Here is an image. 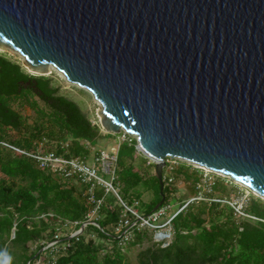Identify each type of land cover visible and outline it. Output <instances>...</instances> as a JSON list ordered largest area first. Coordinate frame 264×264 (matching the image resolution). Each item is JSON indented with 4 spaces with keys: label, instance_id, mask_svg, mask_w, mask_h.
I'll use <instances>...</instances> for the list:
<instances>
[{
    "label": "water",
    "instance_id": "water-1",
    "mask_svg": "<svg viewBox=\"0 0 264 264\" xmlns=\"http://www.w3.org/2000/svg\"><path fill=\"white\" fill-rule=\"evenodd\" d=\"M0 48L89 90L103 130L135 134L154 209L166 155L264 197V0H0Z\"/></svg>",
    "mask_w": 264,
    "mask_h": 264
},
{
    "label": "trees",
    "instance_id": "trees-1",
    "mask_svg": "<svg viewBox=\"0 0 264 264\" xmlns=\"http://www.w3.org/2000/svg\"><path fill=\"white\" fill-rule=\"evenodd\" d=\"M14 100L34 112L31 120L13 105ZM103 136L99 124L76 100L61 92L50 74L31 73L18 59L0 52V264H26L28 260V264H38L36 259L42 253L44 259L55 254L46 264H131L127 251L135 245L141 246L136 264H264V200L259 196H250L241 205L246 214L239 219L234 216L235 205L222 195L195 197L171 218L167 243L152 240L142 246L145 238H151L147 228L134 227L124 244L114 233L123 204L109 192L93 219L98 225L88 222L75 235L61 233L57 250L46 246L63 221L77 220V229L87 219L90 203L83 193L85 185L38 167L32 157L17 153L13 146L32 149L37 140L46 139L57 153L86 155L90 151L84 140L94 145ZM65 141L68 145L61 146ZM135 144L136 139L131 138L121 140L117 147L118 192L130 205L140 198L141 185L152 189L150 201L138 206L147 213L161 198L159 182L155 174L144 177L134 169L130 160ZM180 165L189 166L185 162ZM193 168L194 172L184 171L195 187L200 176ZM165 182L164 175L161 205L174 200ZM211 188L223 191L226 187L214 181ZM96 194L101 195L102 190L98 188ZM28 242L34 244L32 249Z\"/></svg>",
    "mask_w": 264,
    "mask_h": 264
},
{
    "label": "built area",
    "instance_id": "built-area-1",
    "mask_svg": "<svg viewBox=\"0 0 264 264\" xmlns=\"http://www.w3.org/2000/svg\"><path fill=\"white\" fill-rule=\"evenodd\" d=\"M131 138L136 139L135 134L128 133L126 130L122 129L121 140H130ZM84 143L89 148V151L92 150L86 155L78 154L65 156L63 153H57L53 147L50 146L46 139L37 140L35 146L32 149H24L17 146H13V148L17 153H24L32 157L38 167L47 168L64 178H69L85 185L83 193L86 196L87 202L90 203V208L87 212V219L82 223L91 222L98 225V223L93 219L98 216L99 207L104 201V194L113 192L121 200L124 207V212L119 216V219L113 226L114 233L120 237L121 243H126L127 240L132 237L134 227L136 229L151 227L155 230L154 240H162L163 244L167 243L171 236V218L189 200L185 201L184 204H182L175 212L168 216L165 221H161L160 219L166 215L167 211H169L171 207L170 203L163 204L147 213H143L138 209V207H136V209H132V207L135 206V202H137V200H134V202L129 205L121 199L118 193L116 173L118 146L115 149L107 150L102 147L96 148L86 140H84ZM63 145L67 146L68 142H63L61 146ZM175 158L182 157L166 155L164 167L173 166L171 162L175 160ZM182 159L191 162L193 165L195 164L197 166L204 167L201 164L186 158ZM105 174H107V176H105ZM98 188L102 190L101 195L96 194ZM241 205L239 207L235 206V209L244 215L246 213L242 211ZM127 211H129L131 214H129ZM69 223H71L74 227L75 223H77V220L63 221L62 225H60V227L54 233L55 238L48 241L46 246L50 245L52 248H54V250H57L60 247L58 237L61 234L62 227ZM162 227L163 229L161 230L160 228ZM78 231L79 228L74 229V231H69V235H75L78 233ZM167 237L169 239H167ZM51 256L52 257L49 259L37 258L36 263L46 264L47 261H52L55 258L54 253Z\"/></svg>",
    "mask_w": 264,
    "mask_h": 264
},
{
    "label": "rangeland",
    "instance_id": "rangeland-1",
    "mask_svg": "<svg viewBox=\"0 0 264 264\" xmlns=\"http://www.w3.org/2000/svg\"><path fill=\"white\" fill-rule=\"evenodd\" d=\"M0 52H6L11 57L18 59L24 66L23 58L18 52L12 49H9V48L7 49L0 48ZM48 74H50L55 80V82H57L60 85L61 92L65 93L66 95L76 100L77 103L81 106V108L87 112L90 119L99 124L97 108L100 106V103L93 97L92 93L89 90L75 83H71L67 81L65 77L63 76V74H61L55 68H52L51 72H49ZM39 103L41 104L42 102L39 100ZM13 105L16 108H20V110L23 111L24 113L28 114L29 120H31L32 118L31 115H33L34 112L28 107L27 104L21 105L17 100H14ZM100 129H101V132L105 136L100 138L97 141V143L94 144V147L96 148L102 147L107 150L115 149L118 146V143L120 142V140L122 139V130L119 133L111 132L112 134L108 136L106 135L107 131L103 130L101 127ZM50 146L53 147L52 144H50ZM130 161L133 163L134 169L138 170L144 177H147L151 174H155L154 164L150 163V162H153L152 159L146 156L145 154H143L139 149L136 148L133 154V157L131 158ZM180 162H185L189 166L183 167L182 165H180ZM171 163L173 164V166L171 167L167 166L163 168V180H164V175H165L166 176L165 183L172 189L171 195L174 197V200H169L171 207L169 211H167L166 215L160 219L161 221H165L168 216H170L173 212L177 210V208H179L182 205V203H180V200L181 201L183 200V204H184L185 201L191 200L194 197H201L204 195H207V196L222 195L223 198L227 199L231 204L235 205L236 207H239L241 204H245L250 196H259L261 199L264 200L263 196L259 195L257 192L250 189L245 184L235 181L234 179L230 178L227 175H224L223 173L219 171L197 166L195 164L193 165L191 162H188L187 160H184L182 158H175V160H173ZM193 167L197 168L196 172L200 176L199 181L195 183V187L193 185L194 183L193 178L191 176L187 177L184 171V169H186L189 172H192V171L194 172ZM179 168H181L182 170H180ZM116 173H117V166H116ZM1 175L2 173L0 171V176ZM105 176H107V174H105ZM214 181L222 182L226 187L225 190L222 191L220 190V188H211V185ZM117 187H118V191H120L119 185ZM140 189L142 190V194L140 198L136 199L137 202H135V206L132 207V209H136V207H138L141 204V201L148 202L153 197L152 189L144 188L142 185L140 186ZM115 196L117 197V200L122 204L118 196L117 195ZM123 201L126 202V200H123ZM108 205H111V204H108ZM123 212H124V207L122 209V213ZM234 216L236 217V219H239L240 217L244 215L236 211ZM74 229H75V226L73 227V225L69 223L62 227L61 233L65 234L69 231H74ZM160 229L162 230L163 227ZM147 232L151 238L148 240L145 238V240L142 243V246L149 244L152 240L155 239L154 229H152L151 227L147 228ZM92 235L94 236V234L91 233L90 236ZM87 236H89V234ZM167 239L169 238L167 237ZM28 243H29L30 249H32L34 247V244L30 242ZM105 243L108 246L111 244L110 241H106ZM140 247H141L140 245L139 246L135 245V246H132L127 251V255L129 257V261L131 262V264H136V252ZM44 256H45V253H42L39 258L41 259Z\"/></svg>",
    "mask_w": 264,
    "mask_h": 264
},
{
    "label": "bare ground",
    "instance_id": "bare-ground-1",
    "mask_svg": "<svg viewBox=\"0 0 264 264\" xmlns=\"http://www.w3.org/2000/svg\"><path fill=\"white\" fill-rule=\"evenodd\" d=\"M206 168V167H205Z\"/></svg>",
    "mask_w": 264,
    "mask_h": 264
}]
</instances>
